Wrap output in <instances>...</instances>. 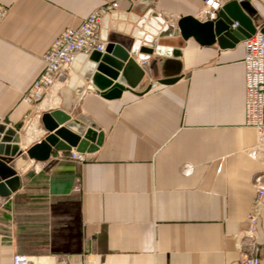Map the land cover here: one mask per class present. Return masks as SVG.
<instances>
[{
    "label": "crops",
    "instance_id": "0c3cea01",
    "mask_svg": "<svg viewBox=\"0 0 264 264\" xmlns=\"http://www.w3.org/2000/svg\"><path fill=\"white\" fill-rule=\"evenodd\" d=\"M112 1L0 0L7 9L0 125L20 135L23 152L45 136L40 117L54 110L71 116L65 125L79 136L90 128L102 134L82 163L52 151L44 162L23 155L8 164L20 187L0 198V264H11L14 254L33 264H240L249 212L258 215L264 264V198L255 207L252 187L264 157L252 153L256 133L245 126L242 41L220 47L193 36L156 38L163 52L154 49L133 91H97L89 82L97 64L82 58L58 83L57 104L50 97L34 106L21 101L52 41ZM203 1L159 0L153 12L174 28L186 17L204 22ZM237 6L256 32L264 27V0ZM145 13L120 3L101 37L135 59L144 50L136 25ZM30 120L36 131L28 137Z\"/></svg>",
    "mask_w": 264,
    "mask_h": 264
},
{
    "label": "water",
    "instance_id": "95a60500",
    "mask_svg": "<svg viewBox=\"0 0 264 264\" xmlns=\"http://www.w3.org/2000/svg\"><path fill=\"white\" fill-rule=\"evenodd\" d=\"M237 23L236 28H232ZM136 28L139 38L147 45L153 38L163 39L180 35L182 39L193 36L199 42L210 44L216 42L220 47H232L255 34V29L250 20L241 12L236 3L226 4L219 10L212 20L198 22L190 17L180 19L176 28L165 24L158 15L151 10L147 11ZM264 34V27L259 30ZM157 54L163 49L157 47ZM169 51L166 53L168 54ZM89 61L97 64L96 71L90 78V85L99 92L108 90L133 91L142 80L144 73L136 64L132 56L123 48L114 44H107L103 54L92 52ZM174 76L160 82L169 85L178 80ZM140 93L143 95L149 91ZM71 121V116L60 110L44 113L40 117L45 136L37 143L26 149L20 150V135L10 127L0 125V198H8L20 187V179L8 164L21 156H26L35 162H44L52 151L69 152L74 149L80 154H90L97 150L102 142V134L93 129H88L82 136L74 133L65 124ZM61 126L60 128H58Z\"/></svg>",
    "mask_w": 264,
    "mask_h": 264
},
{
    "label": "built area",
    "instance_id": "2783aa9c",
    "mask_svg": "<svg viewBox=\"0 0 264 264\" xmlns=\"http://www.w3.org/2000/svg\"><path fill=\"white\" fill-rule=\"evenodd\" d=\"M159 0H113L94 9L84 20L75 27L64 29L51 43L41 56L42 71L37 79L22 95L21 101L29 106L40 103L45 97L57 93L58 83L66 81L67 69L77 58H88L92 52L104 53L106 41L100 35L101 25L106 17L115 13L120 3L126 2L130 7L140 6L146 12L151 10ZM257 0H204L202 11L207 14L208 20L216 17L219 10L228 3H252ZM7 14V9L0 5V24ZM233 23L232 28H236ZM244 67V118L245 126L254 129L256 133L255 145L252 153L264 157V34L256 32L242 41ZM157 47V39L144 45V50L135 55L134 61L140 68L148 65V59ZM69 159L82 163L84 154L75 151L68 152ZM264 161V159H263ZM253 205H262L264 198V172L254 177ZM76 190V188H75ZM247 227L240 233V239L245 246L246 255L240 264H260L258 245L255 241L258 215L249 212L246 215ZM11 264H33L32 260L24 255L14 254Z\"/></svg>",
    "mask_w": 264,
    "mask_h": 264
},
{
    "label": "bare ground",
    "instance_id": "6f19581e",
    "mask_svg": "<svg viewBox=\"0 0 264 264\" xmlns=\"http://www.w3.org/2000/svg\"><path fill=\"white\" fill-rule=\"evenodd\" d=\"M77 61H81V62H83V59L81 58V57H79V58H77L76 59V61L73 63V66L75 67V63L77 62ZM75 68H77L78 69V67H75ZM73 80H74V78H72ZM115 90H111V93H113ZM57 101H58V99L56 98V95H55V93H53L52 95H51V97H50V103L52 104V105H55V104H57ZM84 121H86V120H84ZM32 120H30L27 124H26V126H25V128H24V131H23V135L26 133V131H27V129H28V131H27V135H28V137H30V135L32 134V133H35V131H36V123L35 122H33L32 124ZM31 124V125H30ZM29 127V128H28Z\"/></svg>",
    "mask_w": 264,
    "mask_h": 264
}]
</instances>
